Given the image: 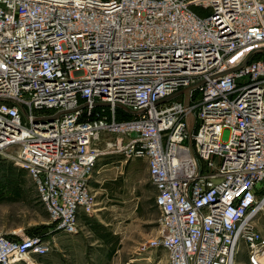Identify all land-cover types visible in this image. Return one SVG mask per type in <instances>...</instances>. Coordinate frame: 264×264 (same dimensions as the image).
I'll return each instance as SVG.
<instances>
[{
	"label": "built area",
	"instance_id": "built-area-1",
	"mask_svg": "<svg viewBox=\"0 0 264 264\" xmlns=\"http://www.w3.org/2000/svg\"><path fill=\"white\" fill-rule=\"evenodd\" d=\"M260 54L264 0H0V156L76 235L116 135L112 152L148 164L169 264H235L241 242L264 264ZM46 253L0 232V264Z\"/></svg>",
	"mask_w": 264,
	"mask_h": 264
},
{
	"label": "rangeland",
	"instance_id": "rangeland-1",
	"mask_svg": "<svg viewBox=\"0 0 264 264\" xmlns=\"http://www.w3.org/2000/svg\"><path fill=\"white\" fill-rule=\"evenodd\" d=\"M194 11L202 12L199 8ZM116 138L104 134L98 143L104 155L91 179L97 205L92 214L80 217V230L73 236L55 229L28 174L0 156V232L38 237L47 251L22 264H59L56 252L60 248L72 253L71 262L63 259L62 264H169L167 251L151 244L159 234L161 215L155 207L156 191L148 164L145 159L126 160L121 152H112L115 148H108L107 142ZM254 226L264 235V209L254 219ZM235 264H248L244 242Z\"/></svg>",
	"mask_w": 264,
	"mask_h": 264
},
{
	"label": "crops",
	"instance_id": "crops-1",
	"mask_svg": "<svg viewBox=\"0 0 264 264\" xmlns=\"http://www.w3.org/2000/svg\"><path fill=\"white\" fill-rule=\"evenodd\" d=\"M66 235V234H65ZM67 236H73V235H67ZM71 239V238H70ZM63 250L60 248V250H58L56 253H59V259L63 260V259H66V261H70L72 259V253L68 250H66V252H62ZM61 260H59V264H62L61 263ZM71 262V261H70ZM19 264H22V263H19Z\"/></svg>",
	"mask_w": 264,
	"mask_h": 264
},
{
	"label": "trees",
	"instance_id": "trees-1",
	"mask_svg": "<svg viewBox=\"0 0 264 264\" xmlns=\"http://www.w3.org/2000/svg\"><path fill=\"white\" fill-rule=\"evenodd\" d=\"M263 55H264V54H260V55H258V59L261 58Z\"/></svg>",
	"mask_w": 264,
	"mask_h": 264
},
{
	"label": "water",
	"instance_id": "water-1",
	"mask_svg": "<svg viewBox=\"0 0 264 264\" xmlns=\"http://www.w3.org/2000/svg\"><path fill=\"white\" fill-rule=\"evenodd\" d=\"M250 57H251V56H249V58H250ZM249 58H248V60H249ZM248 60H247V61H248ZM100 106H107V105H100ZM129 112H130V111H129Z\"/></svg>",
	"mask_w": 264,
	"mask_h": 264
}]
</instances>
